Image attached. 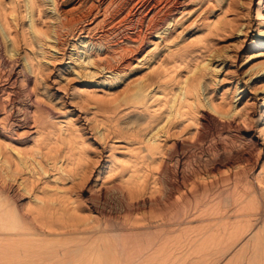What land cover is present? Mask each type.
<instances>
[{"label": "bare ground", "instance_id": "bare-ground-1", "mask_svg": "<svg viewBox=\"0 0 264 264\" xmlns=\"http://www.w3.org/2000/svg\"><path fill=\"white\" fill-rule=\"evenodd\" d=\"M252 1L51 0L49 15L44 0H0V264H103L113 248L125 252L142 236L144 250L150 246L142 259L167 261L170 243L197 240L183 234L191 223L183 212L171 231L177 234L169 236L170 217H160L158 211L170 199L179 203L187 196L181 185L188 179L193 186L202 180L203 194L209 186H241L233 190L229 205L220 208V201L214 202L213 217L203 221L210 233L222 237L227 229L244 225L264 232V163L253 171L252 183L246 179L250 173L244 177V169L230 158L208 162L190 175L183 169L168 174L169 166L184 165L187 146L200 144L213 129L223 132L231 116L229 93L216 87L203 93L201 84L219 70L213 62L223 59L225 51L218 45ZM254 2L259 17L264 0ZM254 43L264 51V41ZM66 56L74 62L72 71L88 80L98 72L110 75L93 85L84 82L75 94L108 152L99 169L94 143L66 112L43 100L38 89L48 63ZM259 67L264 69V62ZM243 112H237L239 118ZM260 133L264 140V112ZM107 190L124 205L122 220L110 221L99 209ZM157 197L169 200L162 203ZM242 239L247 244L260 238L242 235L236 244ZM153 246L159 249L151 251ZM137 255L133 260L141 259Z\"/></svg>", "mask_w": 264, "mask_h": 264}, {"label": "rangeland", "instance_id": "rangeland-1", "mask_svg": "<svg viewBox=\"0 0 264 264\" xmlns=\"http://www.w3.org/2000/svg\"><path fill=\"white\" fill-rule=\"evenodd\" d=\"M44 1H45V9L47 10V13H49V15H52L51 13H53V11H52V6H51V0H44ZM255 7L256 5L253 0L251 7H250L251 9H249L248 13L246 12L244 13L242 12L240 14L238 13V15L236 16V19L238 21L237 27L234 30H231L228 36L224 37L222 39L223 41L220 42L218 45L219 48L225 51L224 53L225 55L223 59L216 58L215 59L216 61L214 60L213 62V66L219 65L217 67V69L219 70L211 72V75L206 77V82L201 84V88H203L201 89V91L203 93H204V88L207 89L210 87H213V88L216 87L215 89L219 90L220 92L225 91V93L227 94L229 93L228 95L231 99L233 106L231 105V113H230L231 116L230 118L226 119L227 121H225L223 132L220 130L216 131L213 129L210 132L212 135L208 133L210 135L207 134L208 136H206V138L203 141H201L200 144L198 143L194 146H187L183 150V152H185V155L187 156L186 162L180 168L179 167L176 168V166L174 165L169 166V169H170V172L168 173L169 175L173 174V171L174 172L176 170L181 171L182 169H183L182 171H186L185 172L186 174L187 172L191 171L190 173H188V175H190L195 169L203 170V165L209 164L213 160L230 158L234 160L236 164H238L237 166H239V170L244 169V177H246L248 173L252 174V176L249 174L246 177L247 181L252 183L254 182V179L252 178L253 171L257 173L259 169L261 168V166L263 165L264 163V140L260 133V128L262 126V114L264 112V69L258 70V69H261V67L257 68V65L264 62V54H263L264 51L263 52L259 51L258 45L254 43V41L256 39L264 41V11L262 12L263 14H261V16L258 17L255 14V10H254ZM25 21H27V19ZM116 37L117 36L113 37L111 41H115V39L118 38ZM71 45L72 44L69 40L67 43L68 53L72 50ZM49 50H51L52 54H56L53 48H50ZM36 52H39V51H36ZM56 55L59 56V54H56ZM63 60L57 59L54 65L48 63L49 70L47 72L46 77L42 78V80L39 81L40 83L38 85V89L42 95L43 100H45L49 105H51V107H53L55 111L66 112L69 118L75 121L76 125L79 126L83 130V132L86 133L90 141L94 143V147L97 149L98 153H100L99 162H98V165L96 166V169H99L101 163L104 162V159L106 158L108 152L104 148V145H101L100 143H98L96 137L94 136L95 135L93 133L94 131H92L91 129L90 122L88 121V118L86 117L85 111L78 104V100L76 96L77 95L76 88L83 85L84 82H87L88 85H93V83L94 84L99 83L103 79L102 76L108 77L110 75L109 74L103 75V73L98 72L96 73V75H94L92 79L88 80V77L78 75L75 73V71H72L71 67L74 66V62L71 59H69L66 56L64 57ZM254 65H256V67H253ZM74 74L76 75L74 76ZM45 79L47 82L45 81ZM208 84L210 85L208 86ZM105 85H106V82H105ZM116 85L118 84H114L112 87H116ZM107 88L109 87L107 86ZM238 111L240 112L244 111L245 112V113L243 112L244 117L239 118V116L237 115ZM230 120L231 122H228ZM121 122L122 120H120V123ZM251 135L255 137L253 140H251L252 139ZM249 152L252 156H248L246 154ZM256 163H258L257 166L255 165ZM253 164L254 166H252ZM94 173L96 174V170L94 171ZM94 178L95 176H93V179ZM190 182L191 180L188 179L186 183H183L181 185L182 190H183V195L186 193L184 196L186 195L187 196L182 198V200L179 199L180 200V201L178 200L179 203H176L177 201L175 202L174 199H170V201L167 204L166 202L169 200V199L167 200V198H166V201L158 197L157 198L159 200L157 199L156 200L162 201V203L163 202L166 203L164 207L163 204L160 202L162 205H160L161 208L158 207V211L159 213H162L161 214L162 216L160 217H167V215H168V218L170 217L171 221L169 223L172 226L169 227L170 228L169 229L170 234L168 233L169 236L171 234H172L171 236H174L175 234H177V230H175L173 233H171V231L174 229L173 225L177 223L178 221L177 219H179V217L181 216V213L183 212L184 215L186 216V220L188 222H191L189 223V225H187V227H185V231L183 234L184 235L188 234L187 235V237H189L188 239L196 238L197 240L193 242L189 241L187 242V244L179 243L180 245L179 248L177 247L179 246L178 243H175L177 246L173 243H170L172 244V247L169 244L172 249L168 245L169 248L167 247V251L169 254H172V255H168L167 261L160 262V259H154L156 261L152 259L153 263H151L152 260L151 262H149L150 260H145L144 258L142 259V255L148 251L147 250L148 248H150V246L146 245L147 249L144 250L145 249L144 245L147 244L145 243L147 241L146 239H144V236H142V237H139L137 240H135V243L133 242V243H130L131 245L129 244V246H126L125 248L126 253L124 252V247L122 248V247L116 246L115 248H113V250L111 249L112 250L111 253H109L108 258L105 260L103 264H264V232L263 230L259 228L257 230V228H252V227L251 229L249 228L247 230L246 225H244V228L243 226H241V227H238V229L237 228L227 229L225 233L221 234L222 237H220V235L218 236V234L216 233L214 235L210 233L208 231L209 229L206 228L203 224L205 220H208L209 218L213 217L215 210H216L215 206H213L214 202L220 201L221 207L218 206L220 208H222V205H229L230 202H232L233 196L236 193V192L234 193V191H239L241 189V186L238 185L236 188H234L232 186V183H229V185H221V184L219 186L214 185L212 186L213 188L209 186L210 187L209 191L206 194H203L202 187H201L203 185V183L201 184L202 180L201 181L198 180L197 181L198 184L196 183L195 186H193L192 183ZM191 187L192 188L194 187V189H192ZM184 189L186 191L185 193H184ZM231 189L232 191H230ZM194 190H198V191H195V193L193 194ZM106 192L108 193L105 194L104 197L100 199V201L98 202L99 209L100 210L102 209V212H104L105 215L106 214L110 215V217L107 216L110 221L122 220L121 215H123L122 212L124 209L123 208L124 205L120 201L119 196L115 192H113V190H107ZM83 195L86 196V194L84 193ZM215 195L217 196L214 199ZM162 198H165V196ZM210 198H212L214 201ZM248 199L249 201L256 200V198H251V197H249ZM207 200H209L211 204H209L210 202ZM180 202H182V205L180 204ZM180 208H183L184 211L180 212L181 210ZM207 208L208 210L210 208V210L208 211ZM145 209H148V208L146 207ZM201 210H202V213L200 212ZM140 211L142 210H138V212ZM252 211L255 212V210H252ZM252 211L250 210L249 212H252ZM167 212L169 214H167ZM170 213H172L171 214L172 218H171ZM198 213L201 216L198 215ZM119 215L120 217L118 219ZM114 216H117V217L115 218ZM197 216H200V218H198ZM195 218H198L199 220L198 219L195 220ZM201 224H202L203 229H201ZM253 229L255 230L253 231ZM204 230L207 232H204ZM197 232L202 233V234L204 233V234L203 236H201L202 234H199V233L197 234ZM254 232H256L260 238L258 242L256 243L250 242L246 244L244 242V239H242V242L236 244L235 240L238 237L243 235L244 237L248 239V237H250L252 234H256ZM230 234H233L236 237H234L233 235L230 236ZM212 235L214 238L212 237ZM205 236H208V237L206 238ZM215 236L216 237L218 236V238H216ZM225 236L227 238H225ZM204 237L208 240V241L207 240L205 241H207L209 244H207L205 241L201 243V240ZM211 238H213L214 241H211L210 240ZM141 239L144 240V243L142 242ZM217 240L218 241L220 240L219 241L220 243ZM222 240H224L226 244ZM226 241H229V242L227 243ZM138 242L139 243L141 242L140 243L141 245L138 244ZM243 242H244V245H243ZM192 243L194 244L192 245ZM132 245L133 247L130 248V246ZM154 247L155 246L152 247L151 251H155L159 249L158 247H155V248ZM181 247L182 248L184 247V248L180 250ZM136 249H139L141 251L136 252ZM135 255H137V257L141 256L142 260L140 258H137L136 259L137 261L133 260L136 258ZM128 258L130 259L131 262L129 261ZM138 259L141 261H139Z\"/></svg>", "mask_w": 264, "mask_h": 264}]
</instances>
